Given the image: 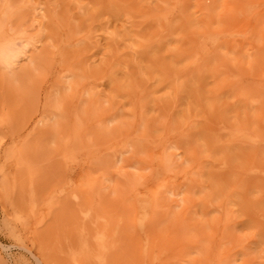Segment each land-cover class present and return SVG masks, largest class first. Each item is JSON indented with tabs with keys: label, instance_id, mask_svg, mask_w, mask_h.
Here are the masks:
<instances>
[{
	"label": "rangeland",
	"instance_id": "rangeland-1",
	"mask_svg": "<svg viewBox=\"0 0 264 264\" xmlns=\"http://www.w3.org/2000/svg\"><path fill=\"white\" fill-rule=\"evenodd\" d=\"M0 264H264V0H0Z\"/></svg>",
	"mask_w": 264,
	"mask_h": 264
},
{
	"label": "bare ground",
	"instance_id": "bare-ground-1",
	"mask_svg": "<svg viewBox=\"0 0 264 264\" xmlns=\"http://www.w3.org/2000/svg\"><path fill=\"white\" fill-rule=\"evenodd\" d=\"M8 53H9V52H8ZM8 53H7V54H8Z\"/></svg>",
	"mask_w": 264,
	"mask_h": 264
}]
</instances>
